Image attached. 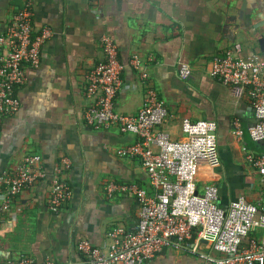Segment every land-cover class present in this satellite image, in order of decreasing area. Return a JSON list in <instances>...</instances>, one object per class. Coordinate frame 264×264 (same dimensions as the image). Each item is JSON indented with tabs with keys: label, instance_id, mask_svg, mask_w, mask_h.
I'll return each mask as SVG.
<instances>
[{
	"label": "crops",
	"instance_id": "1",
	"mask_svg": "<svg viewBox=\"0 0 264 264\" xmlns=\"http://www.w3.org/2000/svg\"><path fill=\"white\" fill-rule=\"evenodd\" d=\"M27 3L34 33L49 27L52 36L42 46L39 67L25 66L24 83L16 89L19 111L0 122V176L14 172L30 155L40 156L46 176L14 196L9 210L0 213V261L28 256L38 263L80 264L81 240L107 246L113 228L130 231L138 225L136 198L121 193L108 197L109 182L154 193L141 160L119 155L137 136L116 125L94 130L84 121L87 76L104 60V35L115 40L125 66L115 112L135 115L150 85L168 110L162 129L173 139L183 138L185 118L216 122L217 163L201 162L198 190L217 185L222 208L239 198L258 204L264 181L242 150L264 152V144L256 148L248 136L255 123L252 104L246 94L239 96L214 80L210 69L215 58L236 46L242 58L264 56L259 42L264 40V0H0V35ZM134 55L143 60L146 82L130 64ZM181 63L190 65L191 79L179 77ZM236 122L244 131L241 140ZM63 158L71 161L63 178L72 198L53 213L48 205L51 181ZM203 249L216 255L207 243ZM149 264L212 263L175 243Z\"/></svg>",
	"mask_w": 264,
	"mask_h": 264
},
{
	"label": "built area",
	"instance_id": "2",
	"mask_svg": "<svg viewBox=\"0 0 264 264\" xmlns=\"http://www.w3.org/2000/svg\"><path fill=\"white\" fill-rule=\"evenodd\" d=\"M33 10L27 3L14 16L0 35V122L14 116L20 109L16 89L24 83L25 66L38 68L44 42L51 38L49 27L33 31ZM104 60L87 76L84 114L86 125L94 130L113 125L122 133L137 136V142L119 150L122 157H137L149 180L153 194L133 184L109 182L106 194L133 195L140 206V219L134 230L113 228L107 246H94L81 240L78 249L83 255L80 264H149L164 248L185 244L190 251L212 264H264V191L258 204L243 198L233 200L227 208L218 204L219 188L215 184L198 190L197 178L201 162L217 163L216 131L214 121L181 123L182 139H173L162 129L169 116L157 91L147 85L143 107L135 115L115 112V99L124 87L121 74L124 64L119 58L115 40L101 38ZM130 64L146 82L149 74L143 60L132 56ZM178 74L182 80L192 77L190 65L181 63ZM210 76L223 85L232 87L250 99L255 123L248 129L252 143L264 144V56H240V48L228 49L211 64ZM235 134L243 139L244 131L235 123ZM246 161L264 181V152L255 153L243 146ZM71 167L68 158L54 171L48 205L59 213L72 198V188L63 178ZM46 173L38 155L27 156L12 173L0 176V213L11 207L14 196L45 178ZM211 246L216 255L204 253L203 244ZM0 264H56L51 260L38 263L28 256Z\"/></svg>",
	"mask_w": 264,
	"mask_h": 264
},
{
	"label": "water",
	"instance_id": "3",
	"mask_svg": "<svg viewBox=\"0 0 264 264\" xmlns=\"http://www.w3.org/2000/svg\"><path fill=\"white\" fill-rule=\"evenodd\" d=\"M259 42H260V45H261L262 49L264 50V40L261 38V39L259 40Z\"/></svg>",
	"mask_w": 264,
	"mask_h": 264
},
{
	"label": "rangeland",
	"instance_id": "4",
	"mask_svg": "<svg viewBox=\"0 0 264 264\" xmlns=\"http://www.w3.org/2000/svg\"><path fill=\"white\" fill-rule=\"evenodd\" d=\"M253 145H254V147H256V148H259V146H257V144L253 143ZM263 149H264V147H263Z\"/></svg>",
	"mask_w": 264,
	"mask_h": 264
},
{
	"label": "trees",
	"instance_id": "5",
	"mask_svg": "<svg viewBox=\"0 0 264 264\" xmlns=\"http://www.w3.org/2000/svg\"><path fill=\"white\" fill-rule=\"evenodd\" d=\"M258 146L262 145V144H257Z\"/></svg>",
	"mask_w": 264,
	"mask_h": 264
}]
</instances>
